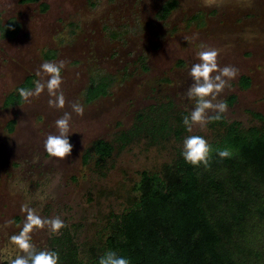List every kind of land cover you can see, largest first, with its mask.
<instances>
[{"label":"rangeland","instance_id":"374dc122","mask_svg":"<svg viewBox=\"0 0 264 264\" xmlns=\"http://www.w3.org/2000/svg\"><path fill=\"white\" fill-rule=\"evenodd\" d=\"M169 1L0 0V24L19 25L16 37L0 36V264L23 255L11 237L22 231L26 207L43 219L59 217L82 264H96L106 252L111 223L136 204L142 173L165 178L187 136H202L211 146L220 140L224 128L210 122L157 144L143 136L123 139L137 115L150 107L171 102L174 111L190 116L196 101L185 96L193 83L188 70L203 48L220 50V68L238 69L219 97L226 103L236 98L221 113L224 119L243 129L260 126L251 113L264 115V0H175V8L161 19L160 9ZM61 61L63 83L56 94L63 93V108L49 105L55 95L47 88L28 102L5 106L26 77L33 76L34 85L46 83L43 63ZM103 77L110 81L107 96L86 103L87 88ZM241 78L249 79L247 89L240 86ZM74 103L83 107L82 115L73 111ZM65 112L71 114L73 151L61 160L49 156L44 143L48 135L59 134L55 121ZM98 140L113 147L100 165L96 156L84 160ZM58 232L34 228L31 243L48 251Z\"/></svg>","mask_w":264,"mask_h":264},{"label":"trees","instance_id":"16d2710c","mask_svg":"<svg viewBox=\"0 0 264 264\" xmlns=\"http://www.w3.org/2000/svg\"><path fill=\"white\" fill-rule=\"evenodd\" d=\"M174 6V1L168 3L165 13ZM18 30L14 21L0 24L3 38L15 37ZM249 83L248 78L240 81L245 89ZM109 86L104 77L93 81L85 102L106 96ZM22 87L32 89L33 77L6 97V107L23 103L18 93ZM234 100L230 97L228 103ZM218 114L220 119L210 124L222 126L224 133L211 146L208 166H193L180 155L165 178L142 173L136 204L109 226L106 252L116 251L130 264H264V116L253 114L261 125L243 129ZM185 117L188 114L174 111L171 102L150 107L137 115L136 124L123 139L143 136L157 144L170 136L179 138L186 132ZM13 124L9 123V131ZM224 149L231 156L221 159L218 151ZM112 152V145L98 140L85 151L84 160L96 156L100 165ZM48 251L58 253V264H82L67 226L50 239Z\"/></svg>","mask_w":264,"mask_h":264},{"label":"clouds","instance_id":"9594fccd","mask_svg":"<svg viewBox=\"0 0 264 264\" xmlns=\"http://www.w3.org/2000/svg\"><path fill=\"white\" fill-rule=\"evenodd\" d=\"M219 49L203 48L198 55V63L191 65L188 70V76L193 83L187 89L185 96L188 100L195 99L196 103L193 107L190 116L185 117L184 124L191 130L193 125L206 126L211 120H219L220 115L209 117V111L216 113H224L227 111V103L219 99L223 90L228 87V81L234 79L238 75V69L232 66L219 67L218 56ZM64 67V62L59 63L45 62L41 65V71L48 75L46 83L37 80L35 82V90L27 88H19L18 93L20 98L28 102L31 97L38 96L45 88L48 89L51 95H55V100H50V106L63 108L65 105V97L60 89L63 80L61 78V70ZM40 73L38 72L37 75ZM74 112L83 114V107L78 103L71 105ZM71 114L65 112L64 115L55 121L59 134L48 135L45 140L44 147L46 153L54 158L63 160L69 157L73 151V145L69 140ZM212 152L211 145L208 141L199 135L187 136L183 141L182 156L187 163L193 166L203 164L208 166L210 155ZM221 159L231 156L229 149L218 151ZM27 211L26 222L22 231L18 235L11 237L12 242L18 246L23 253L16 257L12 264H58L59 255L55 251L37 250L31 243L30 233L34 228L50 227L54 232L66 227L64 222L59 218L43 219L34 209L25 208ZM99 264H130V261L119 255L116 251L109 250L100 258Z\"/></svg>","mask_w":264,"mask_h":264},{"label":"flooded vegetation","instance_id":"af4514ba","mask_svg":"<svg viewBox=\"0 0 264 264\" xmlns=\"http://www.w3.org/2000/svg\"><path fill=\"white\" fill-rule=\"evenodd\" d=\"M20 1H21V0H20ZM172 1L175 2V6H176V1H175V0H171V1H169V2H166V3L161 7V9H160V13H161V16H160V17H161V19H165V18H166L171 12H172V10L175 8V6H174L172 9H169L167 13H165V9L167 8L168 3L172 2ZM41 2H42V0H40L39 2H36V3H22V2H21V3H22V4H39V3H41ZM45 6H46V5H45ZM42 7H43V5H42ZM46 8H47V7H46ZM44 11H45V10H44ZM195 18H196V17H193L192 20H195ZM11 21H13V20H11ZM11 21H9V22H11ZM9 22H7V23H9ZM14 22H15V21H14ZM15 23H16V22H15ZM4 25H5V24H4ZM2 26H3V25H2ZM18 32H19V30H18ZM17 34H18V33H17ZM0 36H1V33H0ZM16 36H17V35H16ZM16 36H15V37H16ZM2 38H3V37H2ZM13 38H14V37H13ZM28 77H33V76H28ZM28 77H26L25 80H26ZM241 79H242V78H241ZM25 80H24V81H25ZM24 81H23L21 84H23ZM240 81H241V80H240ZM33 83H34V77H33ZM21 84H20V85H21ZM20 85H19V86H20ZM19 86H18V87H19ZM34 86H35V85H34ZM240 86H241V84H240ZM241 87H242V86H241ZM33 88H34V87H33ZM33 88H32V89H33ZM32 89H31V90H32ZM108 89H109V88H108ZM246 89H247V88H246ZM107 94H108V93H107ZM106 96H107V95H106ZM103 97H105V96H103ZM230 97H234V98H235V96H230ZM230 97H229V98H230ZM100 98H102V97H100ZM100 98H99V99H100ZM229 98H228V100H229ZM235 99H236V98H235ZM97 100H98V99H97ZM228 100H227V104H228V105H232V104L235 102V100H234L233 103L229 104V103H228ZM95 101H96V100H95ZM23 102H24V101H23ZM93 102H94V101H93ZM186 113H187V112H186ZM187 114H188V113H187ZM216 114H218V113H216ZM216 114H215V115H216ZM220 114H221V113H220ZM253 114H258V113H251V116H252V117H253ZM260 115H261V114H260ZM213 116H214V115H213ZM222 116H223V115H222ZM263 116H264V115H263ZM211 117H212V116H211ZM253 118H254V117H253ZM254 119H255V118H254ZM255 120H256L257 122H259L257 119H255ZM227 123H228V122H227ZM232 123H238V122H232ZM259 123H260V122H259ZM228 124H231V123H228ZM238 124H239V123H238ZM239 125H240V124H239ZM260 125H261V124H260ZM3 264H6V263H3Z\"/></svg>","mask_w":264,"mask_h":264}]
</instances>
